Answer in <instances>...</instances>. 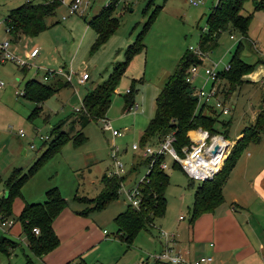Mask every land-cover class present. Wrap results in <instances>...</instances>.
<instances>
[{
  "label": "rangeland",
  "instance_id": "1",
  "mask_svg": "<svg viewBox=\"0 0 264 264\" xmlns=\"http://www.w3.org/2000/svg\"><path fill=\"white\" fill-rule=\"evenodd\" d=\"M24 1L0 0V42L9 39L5 31V16L10 9ZM71 1L61 0L54 14L46 18L48 27L37 35H22L15 44L10 41L9 48L21 59L32 47L39 48L38 56L29 60L28 66H19L14 61L1 58L0 51V80L4 82L0 87V198L5 191V180L16 168L20 175L26 174L28 177L19 188L20 195L13 199L14 212L19 202H41L45 198V191L56 187L70 209L89 213L85 223L72 225L75 232L71 240L63 243L65 250L70 253L81 250L87 264H133L161 248L158 241L154 243L150 240L154 233L152 228L138 231L130 244L114 234L116 227L113 217L128 202L121 190L102 209H93L100 192V177L108 173L112 165V143L119 149V158L126 170L129 169L122 181L124 189L130 188L133 181L138 182L146 173L148 164L145 158L134 153L131 145L138 143V133L153 116L154 98L167 76L190 46L197 48L201 29L207 30L206 17L216 0H204L197 5L190 4L188 0H118L112 11V15L118 18V27L103 44L94 47L95 32L87 22L108 0H85L88 3L81 5L83 11L80 14L68 13L67 6ZM255 1L258 0H245L241 10L243 14H252L248 38L243 39L237 31H221L217 46L206 52L207 58L202 63L205 67L217 64V68L223 70L239 40L242 43L239 57L243 61L254 64L258 58L264 57V8L254 10ZM231 34L234 39L230 37ZM138 37L141 49L134 51L127 59L126 68L104 114L111 127L121 131L122 135L112 138L109 131L102 129V119H91L84 126L74 122L72 119L80 113L74 108H79L85 95L108 78L114 64L124 59L127 46L135 45ZM59 67L75 72L76 76L72 75L70 83L61 87L60 82L58 91L37 104L19 95L27 79L34 77L42 80L46 69ZM202 67L197 68L191 81L194 86L200 87L203 83ZM82 73L88 74L84 84L76 81ZM242 80L226 99L229 112L219 114V119L230 120L225 132L230 142L238 138L244 126L250 128L258 112L264 88V63H256L249 73L242 76ZM216 86L221 92L227 88V83L218 77ZM127 89L132 90L137 108L124 111L122 106L124 96H128ZM36 105H41L38 114L28 119ZM58 123L59 129L67 132V135L77 139L85 136L86 140L79 146L71 141L64 143L29 175L30 167L55 135L51 131ZM20 129L25 132V137L18 135ZM37 130L50 138L42 141L34 137ZM78 132L82 136H77ZM29 138H32V148L29 147ZM166 161L169 167L164 170L168 174L163 193L165 209L161 216L154 218L153 224L159 229L173 230L176 239L188 242L190 207L199 181H191L177 165L170 163L169 156H166ZM235 166V191L236 188L241 189L239 192L251 191L247 198L241 196L239 203L247 207L244 211L247 216L242 217L241 221L254 247L248 254L237 248L238 253L235 252V257L234 253L229 256V262L225 264H263L264 208L253 195L248 180L264 168V134L257 142L246 145ZM74 195L76 200L73 199ZM11 218L12 227L0 229V237L15 239L19 244L9 250L10 254L0 251V264H22L25 255H30L35 264H43L32 255L22 235H14L21 230V225L16 216L11 215ZM207 241L203 237L199 245L204 246Z\"/></svg>",
  "mask_w": 264,
  "mask_h": 264
},
{
  "label": "trees",
  "instance_id": "2",
  "mask_svg": "<svg viewBox=\"0 0 264 264\" xmlns=\"http://www.w3.org/2000/svg\"><path fill=\"white\" fill-rule=\"evenodd\" d=\"M118 0H108L100 10L92 15L87 24L95 32L94 46L103 44L118 27V18L112 15ZM245 0H218L212 6L206 17L207 30L201 29L197 46L203 52H209L217 46V38L221 31L229 29L237 31L243 39L248 38V27L252 14H243V3ZM61 0H25L20 5L10 9L4 18V24L8 28V38L12 43L17 42L22 35L35 36L48 27L46 18L54 14L55 9L60 5ZM264 8V0L254 3V10ZM140 37L136 44H129L124 51V59L113 66L112 72L102 83L97 84L83 98V108L79 110L72 119L81 126L89 120L105 118L104 114L108 109L111 96L119 82L120 76L124 72L127 59L134 51L141 49ZM242 47L240 40L236 43L232 51L226 69L219 70L218 77H222L227 83V88L221 92L223 99L243 80L242 76L249 73L256 63H264V57L258 58L254 64H248L239 57ZM202 57L197 56L192 51H187L180 58L172 73L167 76L163 86L154 98V113L142 131L139 142L154 143L164 135L172 133L174 136V146L178 152L180 147L189 143L188 132L190 129L201 127L209 133H221L224 137L230 120L219 119L220 112L210 105H197V97L192 86L185 81V71L191 64H201ZM24 71V68H21ZM62 82L60 85L59 83ZM68 82L58 78L52 82L29 78L25 81L21 97H24L35 104L42 102L47 97L59 90V85L65 86ZM128 96H124L123 110L129 111L134 104L131 89H128ZM261 108H258L253 122L249 126H244L240 130L238 137L227 154L220 170L212 179L198 182L199 185L193 192V200L190 207V222L204 212H212L223 201L221 188L230 170L236 164L242 150L249 142H257L261 134H264V88L260 95ZM41 105H36L30 112L28 119L38 114ZM72 121V122H73ZM63 122V121H62ZM60 122V123H62ZM60 123L56 124L51 132L55 135L49 140L47 147L29 169V175L53 152L71 141L75 146L81 145L86 139L82 136L77 139L67 135V132L59 129ZM76 136V137H77ZM149 159H145L148 162ZM159 159L146 174L148 181L140 183L142 202L138 208L127 204L125 208L113 217L116 230L114 234L125 243L130 244L133 237L140 230H149L153 225L154 218L161 216L165 209L164 189L168 182V174L158 167ZM177 165V164H173ZM178 166V165H177ZM26 174H19V169L13 170L11 175L5 180L6 195L0 198V219L11 217V206L15 196L20 195L19 188L27 179ZM122 177L107 176L103 174L100 178L101 189L96 197L93 209H102L109 201L117 196V189ZM1 182V178H0ZM66 206V200L56 187L45 191V198L41 202H24L19 214L16 216L21 225V232L24 236L26 246L31 253L40 258L44 254L53 250L59 244V238L52 228L53 219ZM85 215V212H77ZM33 228L38 229V233L33 232ZM19 242L9 239L6 236L0 237V251L9 254V250L14 249ZM22 264H35L31 256L25 255ZM66 264H87L80 257Z\"/></svg>",
  "mask_w": 264,
  "mask_h": 264
},
{
  "label": "built area",
  "instance_id": "3",
  "mask_svg": "<svg viewBox=\"0 0 264 264\" xmlns=\"http://www.w3.org/2000/svg\"><path fill=\"white\" fill-rule=\"evenodd\" d=\"M190 4L197 5L203 3L204 0H188ZM218 0H216L217 2ZM85 0H72L67 8L68 13H82V4H87ZM63 16L62 18H64ZM2 20H0V23ZM5 31L8 32V28L5 25ZM230 37L234 39L231 34ZM10 40L5 39L0 42L1 58L14 61L19 66H28V61L35 59L39 54V48L32 47L30 51L25 54L24 59L19 58L16 54L9 48ZM192 51L203 60L207 58L206 53H203L197 46V48L189 47ZM203 63V61H202ZM191 64L185 71V81L188 82L197 97V105L205 104L212 106L215 111L221 114H227L229 112V107L227 106V100L223 99L222 95L216 86L218 79L219 69L217 64H213L211 67H205L204 64ZM203 66V83L200 87L191 84L192 79L197 73V68ZM227 67V66H226ZM225 67V69H226ZM72 75L75 72L71 69H66L65 67H59L57 69H46L42 75L43 81H49L61 78L68 83L72 80ZM88 79V74L82 73L76 79L77 83H83ZM4 85V82L0 80V87ZM206 85V86H205ZM128 92V89L126 90ZM18 93V92H17ZM22 92L19 93L21 95ZM83 108V103L79 108H74L75 111H79ZM137 104H133L130 109H136ZM102 129L109 131L112 138L115 136H121L122 132L111 127L110 122L106 118H102ZM19 136H25V132L20 129L18 131ZM34 137L39 140L45 141L49 139L48 135H41L38 130L35 131ZM189 143L180 147V152H178L174 146V136L172 133L164 135L160 140L154 143H144L140 144L133 143L131 145V150L136 151L141 157L149 159L147 162L146 173L139 179L138 182L133 181L130 188L124 189L125 184L120 181L117 191L124 192L127 198V204L134 208H138L142 202V194L140 191V183H146L148 178L146 174L151 170L152 166L159 159L158 167L165 170L169 167V163L166 161V156L170 157V163L178 165V167L185 173V175L191 181H206L213 178V176L220 170L227 154L229 153L232 142L228 141L221 133H209L208 130L201 127H196L190 129L188 132ZM215 145H218L217 149L213 151ZM33 147V144H30ZM110 158L111 167L107 173L108 176L122 177L127 173L124 164L119 158V149L112 143L110 148ZM182 218V216H179ZM13 224L11 217L0 219V229H8ZM34 233H38L37 228H33ZM158 236L163 240V247L160 251L153 254H149L145 257H141L138 261L133 262V264H154L160 262L162 264H210L212 261V256L209 254H201L192 260L186 259L181 252L173 248L174 236L173 232L167 230L159 229ZM264 264V259H263Z\"/></svg>",
  "mask_w": 264,
  "mask_h": 264
},
{
  "label": "crops",
  "instance_id": "4",
  "mask_svg": "<svg viewBox=\"0 0 264 264\" xmlns=\"http://www.w3.org/2000/svg\"><path fill=\"white\" fill-rule=\"evenodd\" d=\"M246 76L247 75H245V77ZM84 82L82 84H84ZM142 131L138 133L137 136L138 140L140 139ZM240 136L241 134L239 133L238 137ZM21 137H25V136H21ZM31 139L32 138H29L30 140L29 147L32 141ZM231 142L234 143V141ZM22 152L24 153L25 149H23ZM235 167H236L235 165L232 167L225 182L222 185L221 192L223 195V201L221 202V204L215 207L212 212H204L200 214L197 218H195V220L190 225L188 242H183L180 239H176V234L173 230L170 231L165 229L175 234L174 243L172 246L175 250L181 252L186 259L192 260L193 258H196L201 254H209L212 256V261L210 264H225L226 262H229L228 257L231 256L233 253L235 257V252L237 251V248L243 250L244 254L245 253L248 254L249 252L253 251L254 244L251 243L249 239V235L247 234L241 221L242 217L245 218L247 216L246 212H244L247 207L244 205V203H239L240 202L239 199L241 198V196L242 197L246 196L247 198L248 196H250L251 191L249 192L248 190H242V192H239L241 191V189L239 188L238 190L236 188L235 191ZM103 174L107 175V173H103ZM242 178L245 179V176H243ZM248 185L249 188L252 190L255 198L262 203L261 206L263 209L264 208V168L256 172L252 177V179L248 180ZM73 199H75V195ZM24 202L26 201L23 200L22 202H19L17 204L15 212L12 210V206H11L12 215L17 216L19 214L21 208L23 207ZM67 205L68 204L66 201V206L59 212V214L52 221V228L55 231L57 237L59 238V244L53 250L44 254L40 258L36 257L43 264H66L68 261H73L77 257H80L81 259L85 260L84 254H82L81 250L70 253L67 250H65L63 243L71 240V237L75 232V230L72 228V225L73 224L79 225L81 223H85L86 222L85 217L88 216L89 213H86L85 215H80L77 213L80 212L79 209L73 210L70 209ZM151 228L154 230L153 235L150 236L151 242L155 243L156 241H158L159 243L158 246H160L159 248L162 249L163 240L158 236L159 227L153 224ZM14 235L16 236L22 235L23 238L22 240L23 242H25L21 230L16 231ZM203 237L206 240L208 239V241L206 244H204V246H201L199 244ZM205 242L206 241H204V243ZM161 249H159V251ZM77 253L80 254L75 255ZM237 253L238 252H236V254ZM154 264H162V263L156 262Z\"/></svg>",
  "mask_w": 264,
  "mask_h": 264
},
{
  "label": "water",
  "instance_id": "5",
  "mask_svg": "<svg viewBox=\"0 0 264 264\" xmlns=\"http://www.w3.org/2000/svg\"><path fill=\"white\" fill-rule=\"evenodd\" d=\"M258 108H261V104H258ZM218 145H215L213 148V151H215L217 149ZM4 194L6 195V191H4Z\"/></svg>",
  "mask_w": 264,
  "mask_h": 264
}]
</instances>
